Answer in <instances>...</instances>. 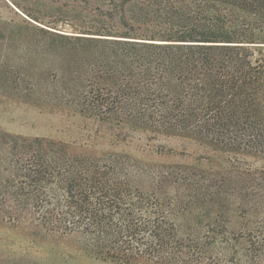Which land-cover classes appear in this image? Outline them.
I'll return each mask as SVG.
<instances>
[{"label": "trees", "instance_id": "trees-1", "mask_svg": "<svg viewBox=\"0 0 264 264\" xmlns=\"http://www.w3.org/2000/svg\"><path fill=\"white\" fill-rule=\"evenodd\" d=\"M101 17L74 31L0 21L23 52L0 71L3 96L113 136L97 149L0 129V224L114 264H262L264 0H121ZM132 133L206 154L146 162L118 148Z\"/></svg>", "mask_w": 264, "mask_h": 264}, {"label": "rangeland", "instance_id": "rangeland-1", "mask_svg": "<svg viewBox=\"0 0 264 264\" xmlns=\"http://www.w3.org/2000/svg\"><path fill=\"white\" fill-rule=\"evenodd\" d=\"M119 2L121 0H0V21L15 28L37 25L74 31L101 21L103 11ZM105 23L118 24L117 21ZM7 33V30H0V37H6ZM20 50L18 44L8 45L0 41V71H6L1 79L10 77L7 73L11 65L20 67L19 55H23ZM260 53L264 54V47ZM3 91H9L8 87L0 88V129L3 131L49 136L65 142L81 143L87 139L93 141L97 149L109 147L113 140L111 131L93 118L84 117L74 110L40 109L6 98ZM128 137L118 148L146 162L188 161L190 157L186 155L192 158L206 154L204 148L185 139L159 138L148 142L141 133H132ZM158 146L172 154H157L155 151ZM0 264L114 263L84 252L71 241L33 236L23 229L0 224Z\"/></svg>", "mask_w": 264, "mask_h": 264}]
</instances>
